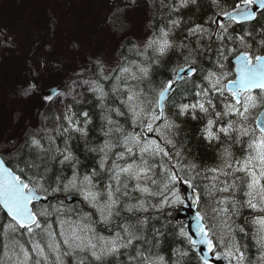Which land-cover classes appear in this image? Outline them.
<instances>
[{
  "label": "trees",
  "instance_id": "1",
  "mask_svg": "<svg viewBox=\"0 0 264 264\" xmlns=\"http://www.w3.org/2000/svg\"><path fill=\"white\" fill-rule=\"evenodd\" d=\"M238 2L239 0H216L215 3L213 0H196L194 4L189 2L187 6H182L178 0L156 1L151 7V16L148 22L151 32L149 39L159 37L162 28L168 31V39L172 47L167 50L165 55L160 56L158 53H154L152 49H148L146 55H139L136 44L129 39L125 40L118 52L120 65L115 70H118L120 66H127L131 71L121 75V81L127 80L128 83H120V91L118 92L113 91V85L118 82L116 80L100 81L102 67L96 62L91 63L89 69L82 73L81 78L86 81H99L102 83L106 93L104 98L101 99L99 93L92 92L85 93L79 100L68 99L65 103L66 114L49 103L42 113V119L48 132L39 135H35L33 132L25 134L23 143L18 148L19 151H16L11 158L5 159L7 165L11 169L24 168L25 162L36 159V153L28 146L31 138L36 136L41 139V143L45 147L51 146L53 154H55L57 148L64 150L67 147L75 158V167L81 178L85 174L91 173L95 168L99 172L95 180L100 189H103L109 183L115 185V179L110 180L108 178L107 169L114 164H119L116 154L123 152V149L114 147L113 153L112 151L109 152L106 169L103 172L99 171L101 153L98 149L104 146L106 141L113 145L117 144L128 133H142L144 137V134H147L148 131L142 129L139 123L134 126V118L129 110L128 103L135 104L139 103V100L145 99L154 100L162 87L173 79L175 72L191 63V67L196 71L176 85L171 97L165 104V117L162 123H165L167 117L173 122L174 134L170 140H167L171 141L172 144L165 143L164 140L166 139H163V136L154 137L152 135L159 140L160 145L170 154L171 160L160 155L145 157L148 164L153 166L154 178L158 181V184L151 185L150 189L153 193L160 192L164 182L161 177L166 175L163 169L171 168L172 164H177L179 161L177 166L178 168L182 167L183 171H178L177 175L184 181L191 180L193 189L200 194L199 210L204 217V222L208 226L215 225L212 232L209 233L215 243V252L225 251L224 244L221 243V236L224 237L225 244L232 243L231 238L234 237V242L245 253V264H264V261L260 260L262 250L256 242L257 226L254 223V219L257 216L264 215V213L253 216L254 210L249 208L246 203L248 197L245 195L247 188L242 179L244 173L234 171L235 168L240 166L236 165V161L242 162L247 158L249 137L241 138L238 131L230 130L228 135L219 132L221 127H227L230 122L236 127L241 123L233 115H223L222 117L215 115L217 112L224 113L225 105L231 100L226 88H224V92L227 93H224V96H220L214 91H209L207 94L202 92L203 89L211 88L207 80L209 72H214L217 75L225 72L227 78L222 79V85H226L228 81L234 78V66L231 59L241 52L264 55V9L257 14L256 19L252 22L243 24L224 23L229 25L228 32L221 34L224 37L223 39L217 38L220 30L212 21L219 17L217 16L218 12L232 11L233 5ZM116 17L119 18V15L117 14ZM172 21L178 23L174 25ZM197 26L205 31L202 34H190V30L197 28ZM246 33H251V35L246 37L247 46H243L238 38ZM221 64L223 68L220 67ZM138 66L149 68L148 77L143 81L131 78L132 72H135L137 76L141 75ZM117 74H119L118 71L113 73V75ZM125 88L136 93L143 92L144 95L140 96L139 100L121 103L122 100L127 101L128 93H125ZM197 93L201 94L197 95ZM225 96L229 97L226 98ZM209 99L214 107L208 105L207 101ZM201 102L209 108L208 113L201 112L197 107L195 112L190 109L187 113L181 114V105H192ZM142 105L145 106H143V111L140 112V121L149 118L153 108L159 113L158 107L154 103H144ZM117 109L122 113L121 115H117ZM261 109V107L255 108L249 114V120L246 122L249 131L255 127V118ZM137 110L140 111L139 107ZM85 112L88 113L87 118L82 115ZM66 116H71L74 122H78V127L83 131L69 128ZM109 119L113 123L109 124ZM209 119L214 121L212 131L216 133L218 139L210 140L207 138L205 130ZM65 128L69 130L64 131ZM238 139L240 142H237ZM177 153H179V157H177ZM225 153L230 156L233 171L228 176L224 175V180L219 181L216 179L221 178V174L213 172L212 169L221 168L220 160H222L221 158ZM51 155L49 156L50 170L47 176L51 186L55 187L58 179L71 177L72 164L65 163L61 165L59 155H56L55 160L51 159ZM122 159L141 163L143 166V161L138 153L134 158L125 155ZM191 165H195V168L191 169ZM224 171H228V169ZM120 179L123 182L126 177L121 176ZM225 182H227V185L235 183V187L227 192L219 191L220 188L225 187ZM135 184L134 180L128 182V195L123 196L120 200V214L114 217L110 224L97 223L95 225L96 231L109 237L114 235L115 231L118 230V224L122 221L124 223L139 224L143 239L135 242L133 249L128 250L129 254L134 253L135 248L144 250L155 245L152 249L153 252L163 255L166 264H203L192 251L190 242L179 235L180 230H184L183 224L175 220L180 205L168 203L163 207H159L162 199L161 195L149 196L147 193L136 191L134 189ZM177 186L178 181L175 185H170L174 191L177 190ZM121 189L124 190L123 183ZM164 193L171 200V192L164 190ZM40 195L43 196V193H40ZM70 198L74 199V203H67ZM47 199L49 200L46 204L34 205V210L47 208L51 211L52 208L60 206L62 203L64 209L82 210L83 212L94 211L82 201L80 196L73 193L58 192L54 195H48ZM222 200H228L229 203L218 205L217 201ZM141 203L147 208V211L133 210L129 212L126 210L127 207L132 206L138 208ZM233 203L235 204L234 209H232ZM218 207L232 209L228 220L231 225L230 229L221 223L225 218V214L214 211ZM40 219L42 224L46 221L52 225L55 232H59V219L55 213L47 218L41 217ZM94 219H99L98 214ZM7 223L6 214L0 212V260L5 261V264H9L4 254L6 241L3 225ZM240 228H243L244 231L241 232ZM18 238L26 248L31 250L27 235L19 236L18 234ZM81 255L83 254L76 253L75 257H63V262L64 264H77V258ZM127 260V255H121L119 260L114 257L108 258L105 264H127Z\"/></svg>",
  "mask_w": 264,
  "mask_h": 264
},
{
  "label": "snow or ice",
  "instance_id": "2",
  "mask_svg": "<svg viewBox=\"0 0 264 264\" xmlns=\"http://www.w3.org/2000/svg\"><path fill=\"white\" fill-rule=\"evenodd\" d=\"M195 3L196 0H181L182 6ZM215 3L216 0H213ZM255 5H259L261 9H264V0H239L238 3L233 5V11H221L217 13V16L222 15L224 20L229 22H239L241 20L250 21L256 18V12L252 10ZM213 23L217 24L220 30L218 39H223V33L228 32L229 25L222 23L219 20H213ZM175 25L178 22L172 21ZM204 29L197 26V28L190 30V34L197 33L202 34ZM160 36L150 38L146 41L143 50L139 51V55H146L148 49H152L154 53H158L160 56L165 55L167 50L172 47L171 42L168 39L169 33L165 29L160 30ZM251 33H246L240 36L238 39L243 46H247L246 37ZM231 38V37H229ZM237 67L235 70V78L228 81L227 85H222V79H226L225 72L217 75L214 72H209L207 80L210 89H203L202 92L207 94L209 91L217 92L220 96H224V88L227 87L230 93L231 100L225 105L224 113H215L217 117L223 115H233L238 118L239 126L236 127L233 123H229L227 127H221L219 132L228 135L231 131H238L240 137H249L247 142L248 155L247 158L241 161H236L239 167L235 168V172H243V182L246 185L247 191L245 195L248 197L246 203L249 208L254 211L264 213V112L255 120V127L249 131L246 127V122L249 120V114L255 108H264V55H252L249 52H241L236 57ZM223 68V65H220ZM119 74L113 75L114 72ZM131 69L127 66H120L118 70H109L107 74L104 73V69L101 68V75L99 80H116L118 83L113 85V91H120V83L127 84L128 81H121V75L129 73ZM140 76H137L135 72H132L131 78L133 80L140 79L143 81L148 77L149 68L146 66H138ZM196 70L191 67V63H188L187 67H181L175 72L173 79L169 80L162 89L157 93L154 100H139L140 96L144 93H136L129 91L125 88L124 91L127 94V101L122 100L121 103L132 102L139 100L140 105L144 103L155 104L160 109L157 113L155 108L151 109L150 117L146 120L140 121V111L137 110L138 105L134 103H128V107L133 116L134 126L139 123L142 129H146L148 132L158 130L153 127V122L163 117V106L166 96L173 90L175 85H178L186 76L194 73ZM89 84L90 90L94 93H99L101 99L106 95L102 83L99 81H84ZM33 85L23 89L24 95H29L33 89ZM258 90V91H256ZM201 93H197L200 95ZM210 107L212 105L211 100L207 101ZM199 108L203 113H208L209 108L205 106V103L201 102L192 105H181V114L187 113L190 109L192 112ZM122 113L117 109V115ZM87 118L88 113L82 114ZM195 118V116H193ZM68 120L69 128L76 131H83L78 127V122H74L71 116H66ZM109 124L113 123L109 119ZM214 121L209 119L207 122V138L218 139L216 133L212 131ZM65 128L64 131H68ZM237 142H240L238 139ZM166 143H171L167 141ZM30 149L34 150L37 155L36 159L30 162H25L24 168L11 169L7 166L5 159L0 156V212L6 214L8 223L3 225L4 229V249L5 257L9 264H64L63 257L74 256L76 253L83 255L77 258V264H105V261L114 257L119 260L121 255H127V264H166L163 255L153 252L155 245L148 247L147 249L140 250L135 248L134 253L129 254V249H133L135 242L143 239L140 234L141 229L139 224L124 223L123 221L118 224V230L114 235L106 237L96 231L95 225L110 224L114 217L120 214V200L123 196H127L128 182L135 180L137 183L134 185L136 191L147 193L149 196L159 194L162 196L159 207H163L170 202H179V197L170 185L180 179L177 175L178 171H183V168H178L177 164H172L171 168H164L163 171L166 175L162 176L163 188L158 193H153L150 189L151 185H157L158 181L155 179V173L153 172V166L148 164L146 156L160 155L162 157H168L171 160L170 154L165 151L155 140H147L143 138L142 133H128L125 134L122 141H118L117 144L105 142L104 146L98 149L101 153L99 161V171L103 172L106 169L108 160V154L114 147H123L124 151L116 154V159H122L125 155L135 157L137 151L143 161V166L128 164L126 167H120L118 171L115 169L117 166L114 164L107 169L108 178L115 179V185L109 183L105 185L103 189L97 186L95 178L99 175L97 169H93L91 173L85 174L83 178L78 174L74 156L67 147L64 150L56 149L53 154L51 146L45 147L41 143V139L33 136L28 145ZM14 151H19L12 145L11 148L5 146L4 155L11 156ZM95 151V149H94ZM55 160L56 155H59V163L64 165L65 163L72 164L71 177H64L62 180L58 179L56 186L52 187L48 181L47 173L50 170L49 156ZM179 157V153L176 154ZM163 167V165H161ZM191 169L195 168V165L190 166ZM225 168L212 169L213 172H219L222 175L228 176L233 171L232 162L225 160ZM149 173H153L151 176ZM124 176L126 179L122 182L120 177ZM143 179L144 183L141 185L140 181ZM215 179V177H214ZM123 183V191L121 184ZM189 186L191 180L187 181ZM235 187V183L227 185L219 189L221 192L230 191ZM164 190L171 192L174 200L170 201L169 197L164 193ZM58 192L73 193L81 197L82 201L93 212L77 211L75 209H64L62 203L60 206L52 208L51 211L47 208H40L34 210V202H38L41 199H47L48 195ZM43 193V196L40 195ZM228 200L217 201V204H227ZM235 208L233 203L232 209ZM232 209L228 207L216 208L214 211L218 213H224L225 218L221 221L223 225L231 228L228 223L230 219V213ZM127 211L133 210L147 211V208L141 203L138 208L135 206L127 207ZM55 213L59 219L60 230L55 232L52 229V225L46 221L44 224L41 222V217H49ZM70 213V214H69ZM98 214L99 219H94ZM197 232L200 234L199 241L193 240L183 229L180 230L179 235L185 237L193 246L197 243L205 244L208 252L214 251V244L210 238L209 233L212 232L215 225L208 226L204 223V217L197 214ZM256 228V242L261 248L260 260L264 261V215L254 219ZM39 230V231H37ZM243 232L244 229L240 228ZM19 236L27 235L29 237V243L31 244V250L26 248L24 244L20 242ZM232 243H224V237L221 236V243L224 244L225 251L223 255L230 261H235V264H245V253L240 249L239 245L234 242L235 238L232 237ZM219 258V257H217ZM0 264H5V261L0 260ZM204 264H208V260L204 259Z\"/></svg>",
  "mask_w": 264,
  "mask_h": 264
},
{
  "label": "rangeland",
  "instance_id": "3",
  "mask_svg": "<svg viewBox=\"0 0 264 264\" xmlns=\"http://www.w3.org/2000/svg\"><path fill=\"white\" fill-rule=\"evenodd\" d=\"M156 1L0 0V155L4 159L16 152L4 155L5 146L18 149L26 133L48 132L42 113L49 103L66 114L68 99L79 100L93 92L81 78L91 63L100 64L107 74L120 65L118 52L125 40L143 50L150 37L148 22ZM30 85L33 89L24 95L23 89ZM52 89L58 92L47 103L42 92ZM135 104L139 109L145 106ZM165 120L162 124L159 119L153 122L159 134L147 132L143 138L158 143L156 136L170 140L173 122L168 117ZM221 159L225 168L230 156L225 153ZM118 162L117 171L128 164L142 166L126 159ZM223 176L216 180H224ZM140 183L143 185V179ZM175 192L179 202L170 203L180 205L178 190ZM257 215L254 211L253 216Z\"/></svg>",
  "mask_w": 264,
  "mask_h": 264
},
{
  "label": "water",
  "instance_id": "4",
  "mask_svg": "<svg viewBox=\"0 0 264 264\" xmlns=\"http://www.w3.org/2000/svg\"><path fill=\"white\" fill-rule=\"evenodd\" d=\"M252 10L254 12H256V16H257V14L260 11H262L263 9H261L259 7V5H255L252 8ZM255 19L250 20V21L241 20L239 22H235V21H232V22H234L236 24H243V23L252 22ZM216 20H219L222 23H228L229 22L227 20H224L223 16L217 17ZM239 55L240 54L236 55L235 57H233L231 59V62L234 65V74H235V70H236V67H237L236 57L239 56ZM190 75H188V76H190ZM175 86L173 87V90L166 96L164 105L168 101V99L171 97V95H172V93H173V91L175 89ZM226 89H227V87H226ZM57 92H58V89H52V90H49V91L42 92V95L47 97L48 99H51L55 95V93H57ZM164 107L165 106H163V114H164ZM158 110L160 112L159 108H158ZM261 112H264V108L260 111V113ZM260 113L258 114V116L260 115ZM178 181H179V183H178V191H179V195H180V198H181V206H180V208L178 210V214L175 217V220L177 222H180V223L183 224L185 232H187L188 235L191 236L193 240L199 241L200 234L197 232V219H196L197 214L201 215V213L199 212V209H198L199 194L191 186H189V184L187 182L182 181L181 179H179ZM48 200L49 199H41L38 202H34V204H46L48 202ZM67 203H70V204L74 203V199H72V198L68 199ZM190 245L192 247V251L197 255V257L200 259V261L203 264H204V259L205 258L208 260V264H230L228 258H226L223 254H213V252H208L207 246L205 244L197 243L195 246H193L190 243ZM217 257H219V258H217Z\"/></svg>",
  "mask_w": 264,
  "mask_h": 264
},
{
  "label": "flooded vegetation",
  "instance_id": "5",
  "mask_svg": "<svg viewBox=\"0 0 264 264\" xmlns=\"http://www.w3.org/2000/svg\"><path fill=\"white\" fill-rule=\"evenodd\" d=\"M236 165H238V164L236 163ZM220 169L227 170L226 168H224V167L222 166V163H221V168H220Z\"/></svg>",
  "mask_w": 264,
  "mask_h": 264
}]
</instances>
